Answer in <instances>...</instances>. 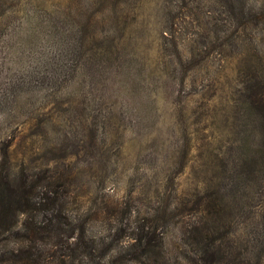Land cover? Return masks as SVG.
<instances>
[{"label": "rangeland", "instance_id": "rangeland-1", "mask_svg": "<svg viewBox=\"0 0 264 264\" xmlns=\"http://www.w3.org/2000/svg\"><path fill=\"white\" fill-rule=\"evenodd\" d=\"M263 83L264 0H0V176L53 231L39 264H264Z\"/></svg>", "mask_w": 264, "mask_h": 264}, {"label": "trees", "instance_id": "trees-1", "mask_svg": "<svg viewBox=\"0 0 264 264\" xmlns=\"http://www.w3.org/2000/svg\"><path fill=\"white\" fill-rule=\"evenodd\" d=\"M244 90L241 105L245 106L259 124L252 128L254 135L257 133L259 138L251 147L246 174L250 176V181L258 174H262L264 182V83L260 87L248 85ZM1 155L5 159L6 153L3 149ZM3 178L0 176V240L13 239L15 242L24 240L28 244L26 248L20 247L9 252L0 247V264H39L40 256L35 244L53 231L51 227L41 226L37 221L34 214L37 208H34V203H31L28 197L29 188H25L24 184L14 187ZM202 206V220H221L224 214L221 202H216V199L212 198L202 203ZM205 263L208 264L206 260L203 264Z\"/></svg>", "mask_w": 264, "mask_h": 264}]
</instances>
